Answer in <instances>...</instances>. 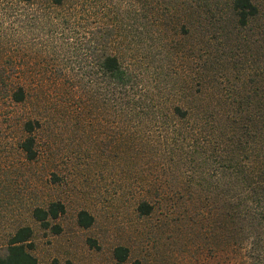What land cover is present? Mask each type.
I'll return each instance as SVG.
<instances>
[{
	"label": "trees",
	"instance_id": "16d2710c",
	"mask_svg": "<svg viewBox=\"0 0 264 264\" xmlns=\"http://www.w3.org/2000/svg\"><path fill=\"white\" fill-rule=\"evenodd\" d=\"M0 3L1 17H12L10 28L0 21V44L23 46L28 14L37 10L43 18L38 24L44 20L47 29L34 31V43L43 44L41 50L51 48L53 59L63 49V39L79 41L74 46L77 72L67 75L57 67L55 83L61 80L75 88L82 81L79 87L86 96V76L102 90L104 110L112 119L142 128L136 148L157 157L158 168L162 162L171 168L185 160V178L172 177V209L185 215V225L202 222L209 233L216 230L221 246L247 243L250 264H264V10L256 0ZM53 25L66 35H52ZM128 37L155 49L138 50L147 61L143 70L119 53L130 49ZM0 48V98L25 101L35 78L17 75ZM34 124V117L23 122L29 134L19 144L28 159L35 156L30 134ZM154 200L142 193L135 204L137 214L152 212ZM63 212L64 204L51 200L33 207L31 215L41 228L58 233L61 226L54 219ZM92 221L86 209L76 211L78 226L88 227ZM31 236L29 225L16 227L0 248V264H36ZM86 240L94 244L90 237ZM110 254L112 264H142L129 259L125 244H115Z\"/></svg>",
	"mask_w": 264,
	"mask_h": 264
},
{
	"label": "rangeland",
	"instance_id": "374dc122",
	"mask_svg": "<svg viewBox=\"0 0 264 264\" xmlns=\"http://www.w3.org/2000/svg\"><path fill=\"white\" fill-rule=\"evenodd\" d=\"M256 2L264 10V0ZM40 11L28 14L23 46L0 44L6 50L2 58L13 62L17 75L35 78L25 101L0 98V248L16 227L29 225L36 264H112L110 251L118 243L128 246L129 259L138 258L142 264H250L247 243L221 246L216 230L209 233V226L202 222L185 225V215L172 209V177L185 178V160L171 168L162 162L158 168L157 157L145 156L136 148L142 128L112 119L104 110L102 90L86 76L82 79L83 86L89 87L86 96L79 87L82 81L75 88L65 81L55 83L57 67L67 75L77 72L74 46L80 43L63 39L55 59L51 48L41 50L43 44L34 43V31L47 29L44 20L38 24L43 19ZM10 19L0 15L5 28L11 27ZM57 27L53 25L52 35H66ZM128 40L130 49L119 53L143 70L147 61L138 50L154 53L155 49ZM84 102L88 105L82 108ZM32 117L38 125L30 132L35 156L28 159L19 144L29 134L23 122ZM142 193L156 201L148 215L135 210ZM51 200L64 204V212L54 219L61 226L58 233L41 228L31 215L33 207ZM81 208L93 215L85 228L75 222ZM87 237L94 240L93 245Z\"/></svg>",
	"mask_w": 264,
	"mask_h": 264
}]
</instances>
